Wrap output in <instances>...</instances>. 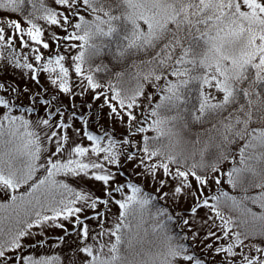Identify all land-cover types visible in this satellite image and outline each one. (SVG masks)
<instances>
[{
	"label": "snow or ice",
	"instance_id": "obj_1",
	"mask_svg": "<svg viewBox=\"0 0 264 264\" xmlns=\"http://www.w3.org/2000/svg\"><path fill=\"white\" fill-rule=\"evenodd\" d=\"M0 10L19 17L0 16V264H264V0ZM178 105L219 121L210 170L152 147Z\"/></svg>",
	"mask_w": 264,
	"mask_h": 264
},
{
	"label": "clouds",
	"instance_id": "obj_2",
	"mask_svg": "<svg viewBox=\"0 0 264 264\" xmlns=\"http://www.w3.org/2000/svg\"><path fill=\"white\" fill-rule=\"evenodd\" d=\"M160 115L166 118L164 134L153 142L152 147L158 148L163 158L173 155L189 165L195 162L204 165L202 170H210L216 154L230 147L222 142L218 120L194 121L183 105L163 109ZM251 124L264 127V105L253 106Z\"/></svg>",
	"mask_w": 264,
	"mask_h": 264
},
{
	"label": "trees",
	"instance_id": "obj_3",
	"mask_svg": "<svg viewBox=\"0 0 264 264\" xmlns=\"http://www.w3.org/2000/svg\"><path fill=\"white\" fill-rule=\"evenodd\" d=\"M0 15L3 16H12L13 18H19L18 14L12 12H5L0 10ZM127 35V30L123 24L115 30L109 36H103L99 39L102 41V51L100 52L99 56L96 59V63L104 64L108 71H116L119 70V66L121 65L122 61L116 58V49L126 43L125 37ZM87 67V66H86ZM107 72H101L99 76H107ZM106 82V79H105ZM190 104V101L188 102Z\"/></svg>",
	"mask_w": 264,
	"mask_h": 264
},
{
	"label": "rangeland",
	"instance_id": "obj_4",
	"mask_svg": "<svg viewBox=\"0 0 264 264\" xmlns=\"http://www.w3.org/2000/svg\"><path fill=\"white\" fill-rule=\"evenodd\" d=\"M0 16H3V15H0ZM4 78H6V77L5 76H0V79H4ZM11 78L14 79L15 77L12 76ZM93 127H95V125H93ZM115 131H123V129H116ZM129 171H130V169H129ZM126 178L127 177H122L121 179H126ZM133 178L136 179V180H141L142 179L141 177H133ZM225 186H227V185H225ZM149 187H150V185H149ZM58 234H61V230L58 229V228H55L53 232H50L49 233V235H51L53 237L56 236V235H58ZM50 243L51 244H55L56 243L55 239H52L50 241ZM45 247L48 248V245H46ZM61 250H63V252H64L65 255L70 254V251L68 249H63V246H60V248H57V249H50L47 254H51L53 251H61Z\"/></svg>",
	"mask_w": 264,
	"mask_h": 264
}]
</instances>
